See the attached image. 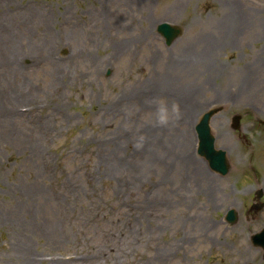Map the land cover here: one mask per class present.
<instances>
[{"label": "rangeland", "instance_id": "374dc122", "mask_svg": "<svg viewBox=\"0 0 264 264\" xmlns=\"http://www.w3.org/2000/svg\"><path fill=\"white\" fill-rule=\"evenodd\" d=\"M214 106L225 175L197 153ZM260 119L264 0H0V264H264Z\"/></svg>", "mask_w": 264, "mask_h": 264}, {"label": "water", "instance_id": "95a60500", "mask_svg": "<svg viewBox=\"0 0 264 264\" xmlns=\"http://www.w3.org/2000/svg\"><path fill=\"white\" fill-rule=\"evenodd\" d=\"M158 31L165 37L167 44H170L181 34L182 28L176 24L163 22L158 26ZM217 110V108H214L205 112L197 124V132L199 135L198 152L209 159L210 165L214 169L222 173H226L230 167V163L226 156V151L221 148H215V137L212 134L211 127L209 125L211 116ZM239 118V115L235 116L234 118L235 127H239ZM261 195L262 190L258 192V197H261ZM263 206L264 202L260 205H253L255 209H260ZM237 217L238 214L235 209H230L227 215L229 222L234 223L237 220ZM252 241L255 245L262 246L264 248V228L252 235Z\"/></svg>", "mask_w": 264, "mask_h": 264}, {"label": "bare ground", "instance_id": "6f19581e", "mask_svg": "<svg viewBox=\"0 0 264 264\" xmlns=\"http://www.w3.org/2000/svg\"><path fill=\"white\" fill-rule=\"evenodd\" d=\"M232 7H233V5H232ZM239 18L240 17H238L236 9H232L231 14L229 16L227 14V17H225V19L223 20L222 29L218 33L219 38L217 36H214L212 39L205 37L204 40L201 41L203 48H205V50L210 49V48L215 49L216 46H219L220 40H221L220 38L227 36L228 31L231 32V28L233 27V25H236L235 22L239 23ZM205 52L208 53L207 51H205ZM206 53H203V55H202L203 60L207 59Z\"/></svg>", "mask_w": 264, "mask_h": 264}, {"label": "flooded vegetation", "instance_id": "af4514ba", "mask_svg": "<svg viewBox=\"0 0 264 264\" xmlns=\"http://www.w3.org/2000/svg\"><path fill=\"white\" fill-rule=\"evenodd\" d=\"M252 170L254 171V175H259V174H260V173H259V169H257V168H252ZM254 179H255L256 182H259V180L264 182V176H260V178H258V176H255ZM263 200H264V197H263L262 199H259V200H255V199H254V195H253V197H252V202H253V201L261 202V201H263Z\"/></svg>", "mask_w": 264, "mask_h": 264}]
</instances>
